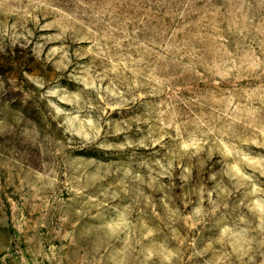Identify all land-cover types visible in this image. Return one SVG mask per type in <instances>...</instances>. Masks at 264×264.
<instances>
[{
  "label": "rangeland",
  "instance_id": "rangeland-1",
  "mask_svg": "<svg viewBox=\"0 0 264 264\" xmlns=\"http://www.w3.org/2000/svg\"><path fill=\"white\" fill-rule=\"evenodd\" d=\"M0 264H264V0H0Z\"/></svg>",
  "mask_w": 264,
  "mask_h": 264
}]
</instances>
